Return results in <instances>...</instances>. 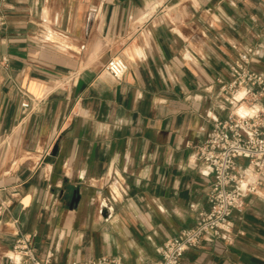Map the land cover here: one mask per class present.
<instances>
[{
	"label": "crops",
	"instance_id": "crops-1",
	"mask_svg": "<svg viewBox=\"0 0 264 264\" xmlns=\"http://www.w3.org/2000/svg\"><path fill=\"white\" fill-rule=\"evenodd\" d=\"M0 16V263L25 235L50 264H151L209 208L213 121L264 109L222 87L239 53L264 74V0H0ZM230 224L183 263L264 264V179Z\"/></svg>",
	"mask_w": 264,
	"mask_h": 264
},
{
	"label": "built area",
	"instance_id": "built-area-1",
	"mask_svg": "<svg viewBox=\"0 0 264 264\" xmlns=\"http://www.w3.org/2000/svg\"><path fill=\"white\" fill-rule=\"evenodd\" d=\"M1 24H4L2 16ZM247 62V53H239L238 58L229 63L230 80L223 82L222 87L226 93L242 91V100L253 106L264 98V74L248 67ZM126 69L120 56L110 57L104 65L106 73L114 79H120ZM72 82L73 75L63 81L64 84ZM20 96L21 106L28 108L32 99L21 90ZM196 156L212 175L207 195L209 208L197 213L192 227L166 238L157 248L158 259L151 264H184L185 251L204 242L223 239L231 232V213L243 209L244 196L255 193L264 179V109H256L250 114L229 112L224 119H215L209 135L196 146ZM239 159L245 160L246 164H239ZM7 264H50V260L36 257L31 238L23 235L11 248ZM70 264L122 263L117 257L99 256Z\"/></svg>",
	"mask_w": 264,
	"mask_h": 264
},
{
	"label": "water",
	"instance_id": "water-1",
	"mask_svg": "<svg viewBox=\"0 0 264 264\" xmlns=\"http://www.w3.org/2000/svg\"><path fill=\"white\" fill-rule=\"evenodd\" d=\"M75 194V193H74ZM74 198H77V197H74Z\"/></svg>",
	"mask_w": 264,
	"mask_h": 264
}]
</instances>
